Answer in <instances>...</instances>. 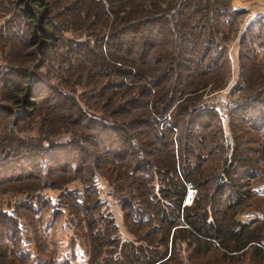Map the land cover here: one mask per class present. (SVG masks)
I'll return each instance as SVG.
<instances>
[{
	"label": "trees",
	"instance_id": "trees-1",
	"mask_svg": "<svg viewBox=\"0 0 264 264\" xmlns=\"http://www.w3.org/2000/svg\"><path fill=\"white\" fill-rule=\"evenodd\" d=\"M247 15L233 0H0V39L32 49L0 68L8 104L0 124L12 125L0 133V196L23 197L17 211H0L10 255L23 257L19 222L52 210L45 190L60 191L53 219L65 211L82 223L86 264H165L177 245L264 255V217L235 219L264 163V16L240 30ZM49 66L56 81L42 71ZM83 80L92 90L79 99L72 87ZM225 90L230 142L208 100ZM34 116L40 135L20 136L17 124ZM61 133L68 137L53 139ZM97 176L131 191L124 225L157 241H120L96 196ZM187 183L196 190L190 206Z\"/></svg>",
	"mask_w": 264,
	"mask_h": 264
},
{
	"label": "rangeland",
	"instance_id": "rangeland-1",
	"mask_svg": "<svg viewBox=\"0 0 264 264\" xmlns=\"http://www.w3.org/2000/svg\"><path fill=\"white\" fill-rule=\"evenodd\" d=\"M234 1V0H233ZM109 6L104 5L106 10ZM251 18H244L243 25H241L240 30H243L248 21ZM68 38L74 37L75 35L67 33ZM16 48V49H15ZM20 50V51H19ZM32 49H23L19 48L17 44L13 42H5L0 39V68L10 57H18L16 60H19V57L22 54H27ZM18 51V53H17ZM260 52L258 57V63L264 66V48H258ZM230 56L232 64V78L231 83L235 79L237 74V49L236 45L233 43L230 45ZM37 63L36 60H32ZM31 61V62H32ZM29 62H23V66L28 68L33 64ZM43 72H47L46 75L50 76L53 81H56L55 74L53 69L49 66L43 68ZM76 84V79H70ZM84 80L81 85H75L72 87L75 96L79 97V94L83 93L84 98L86 95H90L92 86H87L88 89L83 87ZM78 99V100H79ZM83 100V99H81ZM210 102L220 111L223 123L226 131V136L228 142H230V130L227 124V118L225 116V106L228 101L227 99V90L222 91L213 95L210 99ZM0 104L8 106L3 99V91L0 86ZM10 105V104H9ZM42 116V115H41ZM41 116H34L33 119L24 123L17 124L15 131H19L20 136L26 138L38 137L40 135L41 128ZM11 118L6 119L4 123L11 122ZM11 129L12 125L9 124H0V133L3 132V129ZM14 129V128H13ZM56 134H59L58 132ZM55 134V136H56ZM68 137V134H60L59 136L53 138L54 140H65ZM264 155V153H263ZM257 167L260 169L259 176L250 183V191L253 194L251 195L246 202L242 205L236 220H250L252 218L264 217V163H257ZM209 166L206 167L208 170ZM97 198L105 205L104 206V217L112 218L115 224L119 229V239L121 242H130L138 239L143 242L142 239L145 238L151 239L154 242L158 240L159 234L150 233L149 229L137 230L136 227H127L124 225L123 221V211H122V197H129L131 191L126 189L125 192L120 191L118 187L121 183H112L110 180L97 176L95 179ZM70 189L81 188L79 182H73L69 185ZM121 188H127L125 185H121ZM195 189V188H194ZM206 190L210 189V186L205 187ZM58 190H45L44 196L49 197L52 203V210L46 211L41 215L36 216L34 219L27 217V219H22L19 223L22 229V240L17 249L22 254L23 257L14 256L9 254V250H12V246L4 242L0 244V254H3V257H0V264H86L88 260V249L89 241L87 239V234L83 228L82 223L73 221L70 223L65 211H62V216H59L58 219H53L55 206L57 204V196L59 195ZM126 197V198H127ZM23 197L17 195V193L3 194L0 196V211L11 213L17 211L15 208ZM185 200V199H184ZM188 206V205H185ZM190 206V205H189ZM25 216V215H24ZM109 218V219H110ZM182 228H187L183 226ZM173 232V231H172ZM171 232V233H172ZM7 245V246H6ZM7 249V251H5ZM9 249V250H8ZM5 252V253H4ZM171 259L165 264H264V255L257 257L249 251H241L237 253L223 252L218 249L216 251H210L207 253L196 254L194 250L185 249L184 246L177 245L173 251Z\"/></svg>",
	"mask_w": 264,
	"mask_h": 264
},
{
	"label": "crops",
	"instance_id": "crops-1",
	"mask_svg": "<svg viewBox=\"0 0 264 264\" xmlns=\"http://www.w3.org/2000/svg\"><path fill=\"white\" fill-rule=\"evenodd\" d=\"M233 6L235 9L248 11L247 18L264 16V0H234Z\"/></svg>",
	"mask_w": 264,
	"mask_h": 264
},
{
	"label": "built area",
	"instance_id": "built-area-1",
	"mask_svg": "<svg viewBox=\"0 0 264 264\" xmlns=\"http://www.w3.org/2000/svg\"><path fill=\"white\" fill-rule=\"evenodd\" d=\"M196 196V190L194 189L193 185L190 183L186 184V195L184 200V206L185 205H191L194 198Z\"/></svg>",
	"mask_w": 264,
	"mask_h": 264
}]
</instances>
